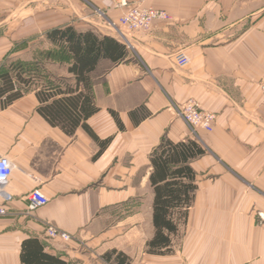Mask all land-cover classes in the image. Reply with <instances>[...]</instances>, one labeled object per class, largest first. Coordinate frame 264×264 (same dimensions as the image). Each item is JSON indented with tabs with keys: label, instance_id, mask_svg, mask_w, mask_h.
I'll return each mask as SVG.
<instances>
[{
	"label": "crops",
	"instance_id": "crops-1",
	"mask_svg": "<svg viewBox=\"0 0 264 264\" xmlns=\"http://www.w3.org/2000/svg\"><path fill=\"white\" fill-rule=\"evenodd\" d=\"M129 1L165 9L171 21L126 33V42L109 25L121 15L115 0H0V63L41 57L53 47L46 31L71 24L130 50L101 64L91 132L70 136L50 124L34 90L0 102V157L16 168L5 187L13 198L0 196V264H22L30 237L81 264H109L103 255L113 249L133 264H264V0ZM40 39L46 46L34 53ZM189 99L216 114L213 131L194 132L179 115ZM164 135L195 138L207 152L192 162L188 221L173 251L156 255L146 250L155 229L150 154ZM35 188L50 200L29 211ZM49 224L74 240L48 239Z\"/></svg>",
	"mask_w": 264,
	"mask_h": 264
},
{
	"label": "trees",
	"instance_id": "trees-1",
	"mask_svg": "<svg viewBox=\"0 0 264 264\" xmlns=\"http://www.w3.org/2000/svg\"><path fill=\"white\" fill-rule=\"evenodd\" d=\"M53 45L41 52L42 58L29 62L10 58L0 63V102L3 106L34 90L40 101L38 110L50 124L72 136L79 127L88 132L87 120L99 111L95 103V78L105 61L115 65L126 60V43L93 28L81 31L75 25L50 28L45 33ZM62 66L66 74L52 72L49 66ZM105 68V67H102ZM115 115L116 120L119 117ZM110 139L101 141L102 149ZM102 152V151H101ZM207 149L195 138L172 141L164 135L150 154L154 236L146 244L148 254L173 251V237L187 223L198 188L193 161ZM22 264H81L61 254L49 253L38 237L26 238L21 248ZM103 259L110 264H133L124 252L107 251Z\"/></svg>",
	"mask_w": 264,
	"mask_h": 264
},
{
	"label": "built area",
	"instance_id": "built-area-1",
	"mask_svg": "<svg viewBox=\"0 0 264 264\" xmlns=\"http://www.w3.org/2000/svg\"><path fill=\"white\" fill-rule=\"evenodd\" d=\"M115 7L121 10L118 23L110 22L111 28L117 32L123 40L127 42L126 33L150 30L157 22L171 21V16L165 9L149 7L141 4H132L129 0H115ZM264 92V85L262 86ZM179 115L186 121L194 132L205 129L208 132L214 130L216 124V114L205 109L195 99H189L178 108ZM15 164L7 156L0 157V196L6 201L13 197L5 190L9 184V178L15 170ZM50 198L47 197L40 188H35L29 194L28 210L45 206ZM6 205H0V216L6 215ZM46 237L59 242L73 241L72 235L60 230L56 225L49 224L46 229Z\"/></svg>",
	"mask_w": 264,
	"mask_h": 264
},
{
	"label": "rangeland",
	"instance_id": "rangeland-1",
	"mask_svg": "<svg viewBox=\"0 0 264 264\" xmlns=\"http://www.w3.org/2000/svg\"><path fill=\"white\" fill-rule=\"evenodd\" d=\"M22 47H25L26 45L25 44H22L21 45ZM45 46H46V44H45V42H44V40L42 39H40L38 42H37V44L35 45V49H37V50H32V51H34V53H40V51H42V49L43 48H45ZM32 52H28V56H29V58H24V59H20V60H23V61H26V62H29L30 60H31V57H30V54H31ZM38 58H42V57H38ZM16 59V58H15ZM14 58H12V60H15ZM50 68H51V70H52V72H55L56 74H58V73H64L65 72V68L64 67H60V66H58V65H54V66H49ZM109 263V262H108ZM110 264V263H109Z\"/></svg>",
	"mask_w": 264,
	"mask_h": 264
}]
</instances>
